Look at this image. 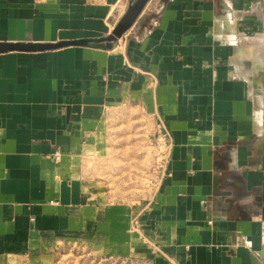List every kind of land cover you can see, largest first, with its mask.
Listing matches in <instances>:
<instances>
[{"label":"crops","instance_id":"0c3cea01","mask_svg":"<svg viewBox=\"0 0 264 264\" xmlns=\"http://www.w3.org/2000/svg\"><path fill=\"white\" fill-rule=\"evenodd\" d=\"M0 44V264L90 243L152 264L257 257L264 0H0ZM157 116L169 175L123 201L116 134L139 118L153 135Z\"/></svg>","mask_w":264,"mask_h":264},{"label":"rangeland","instance_id":"374dc122","mask_svg":"<svg viewBox=\"0 0 264 264\" xmlns=\"http://www.w3.org/2000/svg\"><path fill=\"white\" fill-rule=\"evenodd\" d=\"M121 120L126 124V118ZM134 123L139 125L136 133L125 131L116 134L118 136L116 139L119 141L116 146L121 149L112 152L113 156L119 157V161L118 164L107 165V169L113 172L112 176H115L114 180H109V184L112 186L114 194L121 195L120 199L123 201L131 198L134 201L140 199L147 189L152 190L160 176V170L153 165V163L155 164L151 151L153 135L148 129L145 119L142 122V119L138 118L137 121L132 120L131 124L128 122L126 125ZM129 140L137 141L136 147L132 146L136 151L124 148ZM131 153L132 158L130 157ZM50 262V264H152L146 257L119 256L114 253V250L99 249L92 243L60 246L56 250L54 259L50 256Z\"/></svg>","mask_w":264,"mask_h":264},{"label":"built area","instance_id":"2783aa9c","mask_svg":"<svg viewBox=\"0 0 264 264\" xmlns=\"http://www.w3.org/2000/svg\"><path fill=\"white\" fill-rule=\"evenodd\" d=\"M172 148V138L169 129L163 118L157 116L153 126V143L151 151L155 160L154 167L160 170V176L157 182L165 175H169L167 171V162ZM60 155L58 152L52 154V158L57 161Z\"/></svg>","mask_w":264,"mask_h":264},{"label":"water","instance_id":"95a60500","mask_svg":"<svg viewBox=\"0 0 264 264\" xmlns=\"http://www.w3.org/2000/svg\"><path fill=\"white\" fill-rule=\"evenodd\" d=\"M139 11H140V9L136 12V15ZM129 21L130 20H128V21L126 20V21H122V22L118 23L115 26V28H113L112 32L110 34H108L106 39L108 41L117 40L121 36V34L128 28L129 23H130ZM4 46H5L4 44H0V50L5 48ZM251 264H264V246L259 250L257 257L252 260Z\"/></svg>","mask_w":264,"mask_h":264}]
</instances>
